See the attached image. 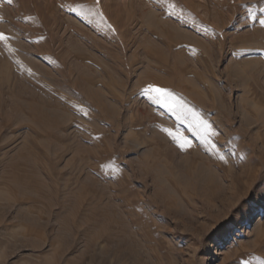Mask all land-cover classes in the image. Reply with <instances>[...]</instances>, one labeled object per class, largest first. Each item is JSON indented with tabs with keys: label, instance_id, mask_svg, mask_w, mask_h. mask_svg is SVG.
Segmentation results:
<instances>
[{
	"label": "rangeland",
	"instance_id": "1",
	"mask_svg": "<svg viewBox=\"0 0 264 264\" xmlns=\"http://www.w3.org/2000/svg\"><path fill=\"white\" fill-rule=\"evenodd\" d=\"M261 20L264 0H0V264H264Z\"/></svg>",
	"mask_w": 264,
	"mask_h": 264
},
{
	"label": "snow or ice",
	"instance_id": "2",
	"mask_svg": "<svg viewBox=\"0 0 264 264\" xmlns=\"http://www.w3.org/2000/svg\"><path fill=\"white\" fill-rule=\"evenodd\" d=\"M9 2H11V0H9ZM260 23L262 26H264V20H261ZM0 38H2V34H0ZM143 92L145 95L148 96V98L154 104H160L163 107L168 108L169 111L175 112L177 110V108L179 107L181 109V112H180L181 115H186L187 112H190V110H185L183 108V105H179L178 103H176V104L167 103L166 100L173 99V94L165 88H160V87H156L155 85L149 84L147 87H145L143 89ZM193 115H195V114L193 113ZM200 123L203 125V127L206 130L210 131V129H211L210 125H208L206 122H203V121H201ZM162 131H164V132L168 133V135L172 136V138L174 140H176V142L179 144V146L181 148H183L185 146V143H187V141H184L183 143H181L180 139L177 136L173 135L171 129L164 128V129H162ZM221 159H223V157H221Z\"/></svg>",
	"mask_w": 264,
	"mask_h": 264
},
{
	"label": "bare ground",
	"instance_id": "3",
	"mask_svg": "<svg viewBox=\"0 0 264 264\" xmlns=\"http://www.w3.org/2000/svg\"><path fill=\"white\" fill-rule=\"evenodd\" d=\"M202 173V172H201ZM193 176V175H192ZM204 176V175H203ZM208 177V176H207ZM208 180V179H207ZM189 182V181H188Z\"/></svg>",
	"mask_w": 264,
	"mask_h": 264
}]
</instances>
